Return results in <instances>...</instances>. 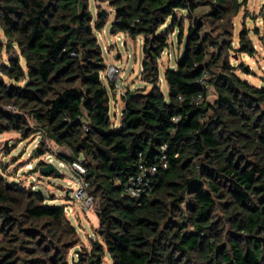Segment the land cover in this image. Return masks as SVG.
<instances>
[{
  "label": "trees",
  "instance_id": "trees-1",
  "mask_svg": "<svg viewBox=\"0 0 264 264\" xmlns=\"http://www.w3.org/2000/svg\"><path fill=\"white\" fill-rule=\"evenodd\" d=\"M96 1L114 10V33L143 36L152 88L127 91L119 125L97 36L109 12L94 17L89 0H0V133L39 132L37 156L53 153L51 140L65 149L59 159L86 168L99 225L80 264H102L106 251L112 264H264V84L230 61L231 51H257L246 28L233 46L247 0ZM176 28L185 48L165 71L166 95L158 59ZM164 156L140 200L128 196L127 177ZM64 209L0 171V264H70L80 236Z\"/></svg>",
  "mask_w": 264,
  "mask_h": 264
},
{
  "label": "rangeland",
  "instance_id": "rangeland-1",
  "mask_svg": "<svg viewBox=\"0 0 264 264\" xmlns=\"http://www.w3.org/2000/svg\"><path fill=\"white\" fill-rule=\"evenodd\" d=\"M91 2L90 9L94 17H97L99 7H104L109 12L106 26L97 32L107 67L114 64L121 69L118 83L124 84L126 91L134 89L150 91L152 85L141 76L144 57L143 37L139 36L133 39L123 32H111L110 29L115 18L114 10L107 3L99 4L96 0H94V3L93 0ZM168 25L162 26V29L167 28ZM186 26L187 22L185 21V28ZM243 28L247 29L248 36L257 51L253 56L241 51H231L230 61L235 65L241 62L245 63L250 73H245L240 68L237 69V72L252 84L260 86L264 84V0H247L239 15L235 18L233 41L235 49L240 47L239 34ZM177 34V28L170 33V46L160 54L158 59L160 69L159 85L166 95L168 94V83L165 78V71L170 66H176L177 60L185 48L184 44L179 45L177 42ZM0 41L6 42L2 32H0ZM7 60L8 53L6 49L1 48L0 65ZM105 71L102 72V81L106 84L110 94V116L111 120L117 123L121 120L124 99L119 94L113 93V87L105 76ZM210 92V99L214 100L216 97L214 89L210 88ZM39 136V132H36L29 137H24L15 130L0 133V171L11 181L18 182L27 188L39 190L48 199V202L68 207L66 215L76 226L80 236V243L72 248L69 253L71 264L72 256L75 260L78 259L76 250H90L92 241L96 238V228L99 225L98 203L95 201L93 207H86L84 201L75 197L81 178L69 163L62 161L56 155L57 152L65 149L48 140L47 144L53 154L48 156L45 153L37 156L36 149L41 140ZM40 161L46 164L49 162L54 163L60 169L62 175L42 174L39 168ZM101 258L102 264H112V258L107 251L101 255Z\"/></svg>",
  "mask_w": 264,
  "mask_h": 264
},
{
  "label": "built area",
  "instance_id": "built-area-1",
  "mask_svg": "<svg viewBox=\"0 0 264 264\" xmlns=\"http://www.w3.org/2000/svg\"><path fill=\"white\" fill-rule=\"evenodd\" d=\"M121 75V69L114 65L110 64L105 71V76L108 78L110 82L114 83L113 93L119 94L123 99L126 96V89L124 88V84L118 83V80ZM207 77L208 73L204 72L201 79L200 84L202 86H207ZM201 100V96H199L198 101ZM175 121H178L179 118H174ZM166 149V146H163ZM53 153H48V156H51ZM141 155V154H140ZM70 166L73 170L80 176V186L78 190H76L75 197L79 200L84 201L86 207H93L95 204V198L91 194L88 193V183L83 178V174L86 172V168L82 165L80 160L73 161L70 163ZM160 167L167 168L168 162L166 157L164 156L161 160L160 164H140L139 169L134 174L127 177L124 182L123 190L124 192L132 197L135 200H140V198L145 194L146 189L151 184L152 177L158 172ZM65 212H68V207L65 206Z\"/></svg>",
  "mask_w": 264,
  "mask_h": 264
},
{
  "label": "water",
  "instance_id": "water-1",
  "mask_svg": "<svg viewBox=\"0 0 264 264\" xmlns=\"http://www.w3.org/2000/svg\"><path fill=\"white\" fill-rule=\"evenodd\" d=\"M101 12H102V14L105 17L108 16V13H107L106 8L103 7L102 10H101ZM110 30H111V32L114 31L113 25L111 26V29ZM40 172L42 174H45V175H52V174H54L56 176H61L62 175V172L60 171V169L54 163H52V162H49V163L46 164V166L41 167L40 168ZM97 215L99 216V213L98 212H97ZM76 252L78 254V259L75 260L74 256H72V258H71V264H80V260L82 258V250L77 249Z\"/></svg>",
  "mask_w": 264,
  "mask_h": 264
},
{
  "label": "crops",
  "instance_id": "crops-1",
  "mask_svg": "<svg viewBox=\"0 0 264 264\" xmlns=\"http://www.w3.org/2000/svg\"><path fill=\"white\" fill-rule=\"evenodd\" d=\"M92 0H89V6L91 7V2ZM93 3H94V0H93ZM98 4V3H97ZM208 10V7H206V6H201V7H199L197 10H196V12H195V14L196 15H199V14H201V13H203V12H205V11H207ZM179 13H180V15H186V12L185 11H179ZM170 20L171 19H168V21H167V24H170ZM185 21L187 22V19H185ZM143 37V36H142ZM116 102H118V101H116ZM124 107V106H123ZM122 116V115H121ZM120 122H121V120L119 121V122H114L116 125H119L120 124Z\"/></svg>",
  "mask_w": 264,
  "mask_h": 264
}]
</instances>
